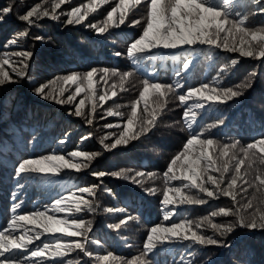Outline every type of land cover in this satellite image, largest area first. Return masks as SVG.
Listing matches in <instances>:
<instances>
[{
    "label": "trees",
    "instance_id": "trees-1",
    "mask_svg": "<svg viewBox=\"0 0 264 264\" xmlns=\"http://www.w3.org/2000/svg\"><path fill=\"white\" fill-rule=\"evenodd\" d=\"M56 2L57 0H0V9L6 6L13 8V12L0 21V59L9 60L3 70L15 81L0 84V229H6L5 235L12 236H35L36 232H42L39 239L26 245L28 249H34L43 243L54 245L53 237H63L62 242L83 240V237L43 232L42 226L28 222H21L23 227L8 229L7 225L14 215H31L40 210L47 211L48 215L57 219H68L69 222L82 219L85 227L90 228L85 246L93 255L85 256L76 249L67 252L64 259H72L73 264H103L102 261H96V256L111 253L112 257L122 256L127 261L141 257L145 264H153L150 259L152 253L142 256L151 227H169L173 221L187 220L192 222L193 231L226 241L229 247L193 245L192 248H185L190 243L188 240L172 243L163 239L166 234L157 233L163 243L170 244L161 250V243H157L153 250L157 264H181L182 260L183 264H188L189 260H195L197 264H210L211 261H216L217 264H264V230L250 231L236 226L232 232L220 236L219 231L212 227V224H237L239 218L235 215H211L221 207L234 210L238 207L245 217L253 211L264 210V205L259 200L252 201V209L245 207L253 195H257L255 187L246 186L247 192H242L240 185L243 182L238 181L236 191L239 203L235 205L230 197L213 199L199 193L196 188H183L185 194L205 199L206 203L169 205L174 211L166 221L163 219L161 206L167 188L181 187L180 180L168 181L166 185L164 173L171 159L183 150L193 130L199 132L224 117L223 125L207 128L204 135L220 144L240 139L241 145L264 135V127L259 124L264 119V58L243 57L239 52H230L215 45H195L187 50L184 47L175 50L160 48L148 50L144 54L128 55L130 43L142 33L143 20L141 24L135 25L132 21L141 18L144 0H141L139 6L134 2L126 6L123 10V24L116 23L120 12L115 14L113 21L107 20L108 14L119 7L120 0H63L60 7L54 9L59 19H52L51 13ZM220 2L221 0H213L216 4ZM242 2L243 0L241 5ZM37 5L40 6L39 14L31 18V25L18 18ZM73 7L81 8L78 15L87 13L79 24L66 23L69 19L66 13ZM44 11H48L50 15L43 16ZM92 23L97 28L105 27V32L98 33L97 29L88 27ZM245 23L256 28L264 24V17L250 14ZM36 36L43 39H34ZM223 36L224 33H221V37ZM13 40L15 43H12ZM17 51H31L33 54L27 61V76L22 79L13 72L14 67H20L18 61L21 58L12 55ZM189 55L193 61L185 73L182 64ZM137 56L140 59L134 62V57ZM231 58L238 62L230 64ZM14 61L17 63L14 64ZM89 67L115 69L120 73L132 74L124 79L121 86L119 76L109 74L105 84L100 78L101 74L97 73L93 78V89L90 90L91 95L96 97L95 100L85 98V93H81L74 103L58 104L53 99H43L33 90L34 83L38 85L48 82L49 89L55 90L53 94H58L60 88H64L63 98H66L74 91L75 85L57 81L56 77L73 71L84 72ZM177 72H181V75L177 76ZM253 72L255 75H250ZM145 79H149L150 83L173 86V90L162 89L166 95L159 99V93L150 91L147 99L141 100L136 106L137 123L139 117L147 116L144 112L147 105L155 116V125L138 139H130L126 145L105 148L104 145L114 143L121 130L126 127L132 106L143 92ZM177 81L182 87H175ZM204 83L217 89L235 88L244 83H250L251 86L242 88L243 95L227 103L207 101L204 108H193L196 116L190 129L183 113L198 98L193 97L181 103L179 95L186 94L190 87H198ZM49 89H45L46 93ZM113 91L116 93L114 96ZM105 92L108 93L106 99L99 101V95ZM82 98L85 99L82 109L84 116L70 115ZM161 100L166 102L163 106ZM93 103L97 105L95 113L91 111ZM109 109L121 112L123 116H108ZM87 119H91L92 123L89 124ZM109 123L117 126L105 127ZM135 130H138L136 124ZM101 140L104 141L103 144ZM239 147L238 145L237 150ZM215 148L214 144L213 149L209 150L210 154ZM71 151L86 152L89 156H67L66 153ZM255 152V160L246 161L241 166V173L247 171L246 178L250 181L258 171H264V163L260 160L264 151L257 146ZM92 153L97 155L91 156ZM53 154L65 155V159L72 163L83 161L86 166L78 171L61 168L56 174H32L17 180L14 165L20 160ZM239 155L243 157V153ZM203 163L201 162L202 166ZM100 171L106 175H92L93 172ZM117 171L122 173L120 177L110 174ZM173 171L179 174L182 170L174 168ZM138 172L143 175H136ZM210 174L219 176V172ZM232 174L230 171L226 175L225 184ZM44 175L51 177L45 178ZM133 178L137 182H133ZM17 184L22 187H16ZM85 185H97L93 189V195L79 194L78 187ZM146 189H155V192L149 193ZM13 191L16 193L15 200L12 197ZM63 195L67 197L65 204L71 211L53 212L51 209L55 199ZM168 195L178 199L173 193ZM81 198L91 203L92 210L84 204H80L79 211L76 210V204ZM14 203L19 205L15 211ZM172 239L178 241L177 237ZM53 251L54 247L45 250L43 257L29 259L35 260L37 264H53L61 259L52 256ZM109 264H112L111 257Z\"/></svg>",
    "mask_w": 264,
    "mask_h": 264
},
{
    "label": "snow or ice",
    "instance_id": "snow-or-ice-1",
    "mask_svg": "<svg viewBox=\"0 0 264 264\" xmlns=\"http://www.w3.org/2000/svg\"><path fill=\"white\" fill-rule=\"evenodd\" d=\"M63 0H57L53 6V12L51 13L52 19H59L55 14L54 9L59 8ZM134 2L136 6L141 4V0H120L119 7L115 8L108 14L107 20L113 21V17L117 12H120L117 24H123L125 21L124 9L130 3ZM240 5V6H238ZM255 5V8H252ZM40 6L37 5L26 13L19 15L21 21L27 22L29 25L33 23L31 19L34 15L39 14ZM13 12L12 6H6L0 9V21H3L5 17ZM80 7H73L66 13L69 17L67 24H79L84 19L87 13L82 15ZM250 14H259L264 17V0H221L219 4L213 3V0H144L143 11L140 19H134L132 23L141 24L143 20L142 33L136 37L131 43L128 49V55L134 53L144 54L148 50L152 49H165L175 50L180 47H184L185 50L192 48L195 45H215L216 47H223L225 50L230 52H239L243 57L253 58H264V24L252 28L245 22ZM43 16H49L48 11L42 13ZM88 27L97 29L98 33L105 32V27L97 28L95 23L89 24ZM221 33L224 36L221 37ZM26 33H21L25 35ZM34 39L42 40L43 37L36 36ZM15 43V40L12 41ZM194 50V49H193ZM12 55L20 57L18 61L20 67H14L13 72L18 78H25L27 76V61L32 57L31 51H17ZM120 55V53H116ZM140 57H134V62L139 60ZM193 58L189 55L188 58L182 64L183 72L187 73L190 66L192 65ZM237 59L231 58L230 64L235 65ZM7 58L0 59V84L5 82H15L9 76L7 71L3 70V66L8 64ZM14 64L17 62H13ZM100 73L101 79L107 84L109 74L111 76H119L121 86L124 79L130 76L131 72L120 73L115 69H98L95 67H89L87 71L77 72L73 71L67 75L56 77L57 81L62 83H68L75 85L74 91L64 97V88H60L58 94H53L54 89H49V83H36L33 84V90L37 95H40L43 99H53L58 104H69L76 101L77 96L81 93H85V98L96 99L95 96L91 95L90 90L93 89V78ZM177 76L181 75V72L176 73ZM250 75L254 76L255 73ZM31 79V77H29ZM86 82V84H85ZM144 87L143 92L140 94V98L135 100L130 117L127 119L126 127L120 132V135L115 139L114 143L105 144V148L113 149L120 145H126L130 139H138L141 134L147 133L151 127L155 125V116L153 112L148 110L145 105L144 112L147 116L139 117L137 123V111L136 106L140 104L141 100H146L150 91L155 90L159 93L158 99L166 95L162 89L173 90L172 85L162 84L159 82L150 83L149 79L143 81ZM250 83H244L243 85H237L235 88L227 87L223 89L212 88L209 84L204 83L198 87H190L186 94L179 95V101L181 103L187 102L189 99L196 97L197 102L189 106L183 113L185 122L188 127L192 129L193 122L196 113L192 111L193 108L202 109L205 107V102H220L227 103L233 98L243 95L242 88L250 87ZM115 85H113V88ZM176 88L182 87L179 81H177ZM45 89H49L46 93ZM116 93L113 91L112 95ZM108 93L105 92L99 95V101H104ZM166 103L161 100V106ZM85 105V99L79 100L78 105L73 113L77 117L84 116L82 109ZM97 105L92 104L91 111L95 113ZM117 107H119L117 105ZM108 116H123V113L113 111L109 109L107 111ZM89 124L92 123L91 119H87ZM134 124L138 130L134 131ZM224 124V117L215 120L213 124L207 125L206 128L197 132L193 130L191 132V138L186 140L183 150L180 151L174 158L171 159L167 170L164 173L165 183L168 181L180 180L181 187L167 188L162 201L163 219L166 221L172 216L174 209L169 208V205L175 204H205L206 200L202 198H196L192 195H187L182 190L183 188H196L199 193H203L206 197L218 199L220 196L230 197L234 205L238 204L237 201V182L242 181L240 185V191L247 192V187H255L257 195H253L252 200H249L245 205L246 208L252 209L254 200L264 205V171H258L257 175L253 180H248L247 171L241 173V166L246 161H254L256 157L255 149L257 146L264 151V135L257 138L251 139L246 145H241L240 139H231L227 143L220 144L213 138H208L204 135L207 128L216 127L217 125ZM259 124L264 127V119L259 121ZM117 125L111 123L106 124L105 127L113 128ZM203 136V138H201ZM64 139H67L66 137ZM103 144L104 141L101 140ZM214 144L216 148L210 154L209 150L213 149ZM240 146L237 150V146ZM231 152V155H230ZM240 153H243V157H240ZM69 157L78 156H89V153L80 151H71L66 153ZM97 153H92L91 156H95ZM215 156V158H213ZM226 158V159H225ZM262 163H264V156L260 157ZM178 162H180L178 164ZM203 163V166L201 164ZM86 164L83 161L72 163L69 159H65V155L53 154L44 155L40 158H26L20 160L14 165L15 175L17 180L25 177H29L32 174L40 176V174L53 173L56 174L61 168L79 170L81 167H85ZM251 167V164H249ZM174 168H180L182 171L177 174L173 171ZM232 172L230 179L225 184L226 175ZM211 172H219V176L210 174ZM115 177H120L121 172L110 173ZM92 175L97 177H103L106 175L105 172H93ZM136 175L142 176L143 173L138 172ZM43 177L49 178L51 176L44 175ZM128 179L127 176L124 177ZM133 182L135 178H133ZM258 182V183H257ZM211 185L212 187H208ZM223 185V186H222ZM247 186V187H246ZM16 187H22L21 184H17ZM97 185H85L79 186V194L93 195V189ZM111 191L110 189L108 190ZM149 193H154L155 189H146ZM173 193L178 199H174L173 196L168 195ZM76 195V193H73ZM12 197L15 200L16 193L12 192ZM67 197L64 195L55 199V203L52 206L53 212H64L71 211L70 207L65 206V200ZM80 204H84L89 210H92L91 203L83 200L82 198L76 204V210H80ZM18 204H13V211L18 207ZM47 208V206H46ZM111 211V209H109ZM123 211V209H120ZM235 215L239 219L237 224L219 225L212 224V227L219 231L220 236H225L227 233L233 231L236 226L242 227L248 230H264V210L253 211L248 214L247 217L241 212L240 208H223L219 211H214L211 215ZM21 222H28L33 225L42 226L43 232L47 233H63L67 237H83V240L65 241L62 242L63 237H53L55 244L43 243L42 246L34 249H28L27 244H31L34 239H39L42 232H36L35 236L21 234L19 236H12L11 234L5 235L6 229H0V264H37L35 260H30L29 257H43L45 250L52 249L55 251L51 253L54 257H61L56 260L53 264H73L72 259H64L63 257L67 252L79 249L85 256H92V251L85 245L88 242L87 232L90 228L85 227L84 220L73 219L69 222L68 219H57L53 215H48L47 211L37 210L31 215H19L13 216L11 223L7 225L8 229L15 227H23ZM199 227V225H197ZM157 233L166 234L164 240L175 243L183 240H188L190 243L185 245V248H192L193 245L200 246H217L220 248L229 247L228 243L223 240L215 239L210 236L198 234L192 230L191 221L175 222L169 227L162 225L153 226L150 229V234L147 236V242L143 246L142 256H148L152 253L151 260L153 264H157L156 257L153 255V251L157 247V243H161L160 249L162 250L165 245L161 241V237L157 236ZM173 237H177L178 241H173ZM99 243V241H96ZM15 250V251H14ZM63 250V251H61ZM195 251V249H193ZM111 257L112 264H145V261L141 257H134L131 261L125 260L122 256L112 257L111 253L103 256H96V261H102L103 264H109ZM183 264V260L181 261ZM188 264H197L195 260H189ZM210 264H217L216 261H211Z\"/></svg>",
    "mask_w": 264,
    "mask_h": 264
},
{
    "label": "rangeland",
    "instance_id": "rangeland-1",
    "mask_svg": "<svg viewBox=\"0 0 264 264\" xmlns=\"http://www.w3.org/2000/svg\"><path fill=\"white\" fill-rule=\"evenodd\" d=\"M65 206H66V204H65Z\"/></svg>",
    "mask_w": 264,
    "mask_h": 264
}]
</instances>
